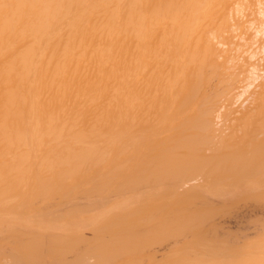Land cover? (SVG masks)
<instances>
[{"label":"bare ground","instance_id":"6f19581e","mask_svg":"<svg viewBox=\"0 0 264 264\" xmlns=\"http://www.w3.org/2000/svg\"><path fill=\"white\" fill-rule=\"evenodd\" d=\"M256 183L264 0H0V264H143L171 237L148 264H264V236L225 242L196 202ZM84 193L106 208L33 205Z\"/></svg>","mask_w":264,"mask_h":264},{"label":"rangeland","instance_id":"374dc122","mask_svg":"<svg viewBox=\"0 0 264 264\" xmlns=\"http://www.w3.org/2000/svg\"><path fill=\"white\" fill-rule=\"evenodd\" d=\"M200 177L201 176L196 177V175H195V177H192L188 180L189 182L184 181V183H183V181H181L180 184H182V185H180L178 187L180 190V191L178 190L179 193H182L184 191V188H187V186H189V185H190L189 187L194 186L195 184L200 185V183H201L200 180L203 183L204 179L201 177L203 179L202 180ZM197 183H199V184H197ZM258 185L259 184L256 183L255 191L249 192V193L240 192L239 189H236L238 187H230V188L226 189L225 191H221V192H215L211 189H205V191H204V189H202L201 196L197 197L196 202L198 203V206L202 207V209H205L208 211L211 210V213L209 214V216H207L203 221V225H204L203 228L207 230L206 226H208V230L214 231V233H215L214 235H218L217 236L218 238H219V236L221 237V235H222V237L226 236L225 239L228 240L227 242H229V243L235 242L236 245H243L245 243L254 242V241H257L260 238H262L264 236V229H263L264 228V226H263L264 225V193H263L264 186H262L263 184L260 186H258ZM145 189H147V188H145ZM145 189L141 188L140 190L144 192V191H146ZM261 189H262V191H261ZM234 190H236V191H234ZM260 193H263V194H260ZM85 195H83V196L77 195L78 196L77 198H76V196L72 195V197L70 196L71 198H69V199H68V197H66V198L60 197L61 198L60 199L59 196L58 197L55 196L52 199H46L44 197L40 199L38 197L37 199H35L33 201V205L35 208L38 209L37 215H39V217L41 215H43V213H44L39 208H41L43 205H45V203L47 204V202H48L47 206L50 205L47 208L50 209V208H52V205L59 204V203H60V205H66L69 203V201H74V200L78 199L77 202L81 201L78 203L91 204V206H93L92 210L87 209V211H85V213H84L85 215L93 214L96 211L100 210L101 208H106L105 207L106 202L103 205H102V203L96 204L97 206L99 205V208L94 207V204L101 200L100 194H94L95 198L93 195H90V196H88V195L85 196ZM126 196H127V194H125V197ZM118 198L119 197L117 195H110L109 198L107 199V201L108 202L114 201V200H117ZM50 201H51L52 205L50 204ZM54 201H55V204H54ZM100 205H102V206L100 207ZM89 208H90V205H89ZM60 227H58V228L60 229ZM65 227H66L65 229H67L68 231L71 230L72 232H77V233L83 234L85 236V237L81 236L83 241H80L81 244L77 243L75 245V248H78V249H74V250L80 252V248H81L82 251L80 253H83L84 251H88L87 249L90 247L88 244L90 242H91L90 244H92L91 239L93 240L95 237L93 229H91L89 226H84V227L82 226V228L81 227L80 228H75V227L73 228L72 226L71 227L65 226ZM234 232H236V235ZM237 234H238V237H237ZM231 235L235 236L236 238L232 237ZM7 236L8 235H5V234L1 235L0 234V244L2 247V248H0L1 249L0 254L2 253L3 255L4 254L7 255L9 253V254H11L10 256L12 259L10 258V256H8L9 254L7 256L4 255L5 257H7L5 259H4L3 255L2 256L0 255V258L2 260H4V261L1 260L4 263H7V262L11 263V261L13 263L14 257H15L14 254L16 253L15 245H14V243H11L13 241V239L10 237H7ZM246 236H248V237H246ZM222 237L219 239L223 240ZM86 239L89 241H87ZM173 239L175 240V238L171 237V238L165 240V242H162L159 244L156 243V245H154V246L151 245L152 247L150 246L149 248H147L145 250V255L143 257V264H148L149 262H151L152 259H154V260L158 259L159 260L160 255L163 256V254H165L173 245H175L179 242L178 240H180V239L176 238L175 241H177V242L175 243V241L173 242ZM223 241H225V240H223ZM231 241H233V242H231ZM170 242L171 243L173 242L175 244L172 245V244H170ZM169 245H171V246H169ZM4 247L8 248L9 251ZM10 248H11L12 252L14 250H15V252L10 253ZM148 249L153 250V251L149 252V251H147ZM153 254L155 257H153ZM162 256H161V258H162ZM70 257H72V254L68 255V258H70ZM8 259L9 260L11 259V260L9 261ZM5 260H7V261H5ZM89 260H90V263L94 262L93 258H91ZM89 260H88V262H89ZM21 263L22 262H20V264Z\"/></svg>","mask_w":264,"mask_h":264}]
</instances>
